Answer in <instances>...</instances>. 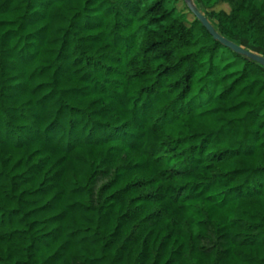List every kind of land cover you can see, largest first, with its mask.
Instances as JSON below:
<instances>
[{
  "label": "trees",
  "instance_id": "1",
  "mask_svg": "<svg viewBox=\"0 0 264 264\" xmlns=\"http://www.w3.org/2000/svg\"><path fill=\"white\" fill-rule=\"evenodd\" d=\"M196 5L264 57V0ZM0 264H264V66L185 0H0Z\"/></svg>",
  "mask_w": 264,
  "mask_h": 264
},
{
  "label": "water",
  "instance_id": "2",
  "mask_svg": "<svg viewBox=\"0 0 264 264\" xmlns=\"http://www.w3.org/2000/svg\"><path fill=\"white\" fill-rule=\"evenodd\" d=\"M185 2L187 3L188 8L193 13V15L203 24V26L207 29V31L211 34V36L215 40L220 41L225 47H228L239 54L245 55L264 66V57L255 54L253 52H250L244 49L243 47H241L240 45H238L237 43L222 36L220 33L216 31V29L214 28L212 23L208 20V18L204 16L197 9V7L194 5L193 0H185Z\"/></svg>",
  "mask_w": 264,
  "mask_h": 264
},
{
  "label": "rangeland",
  "instance_id": "3",
  "mask_svg": "<svg viewBox=\"0 0 264 264\" xmlns=\"http://www.w3.org/2000/svg\"><path fill=\"white\" fill-rule=\"evenodd\" d=\"M257 4H260V0H255ZM194 2V5L197 7L196 5V0H193ZM188 7V6H187ZM179 11L181 13H184V12H187L183 6V4H179ZM234 63H236V61L229 55V54H225L224 55V64H219L220 66H225L227 64H232V65H235ZM239 69H241V66L240 65H236L235 67H233V71L236 72L238 71Z\"/></svg>",
  "mask_w": 264,
  "mask_h": 264
}]
</instances>
